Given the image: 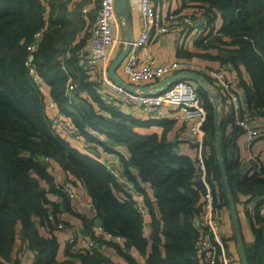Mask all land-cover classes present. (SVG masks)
Instances as JSON below:
<instances>
[{"label": "trees", "instance_id": "1", "mask_svg": "<svg viewBox=\"0 0 264 264\" xmlns=\"http://www.w3.org/2000/svg\"><path fill=\"white\" fill-rule=\"evenodd\" d=\"M69 1L0 0V264H22L16 254L18 239L35 253L32 264H123L114 263L105 249L90 253L70 245L66 260H58L62 231L52 225L48 213L53 210L57 215L59 205L50 201L48 193L68 198L46 156L66 172L74 186H84L103 231L126 242L121 247L104 233L97 236L90 230L88 236L99 247L115 248L128 264H140L131 249L145 257L141 264H205L204 254L197 248L202 227L196 221L203 215L206 182L218 183L216 189L213 184V191L220 205L229 208L214 148L212 97L197 87L207 110L203 124L207 170L198 180L193 157L174 151L179 142L168 136L174 129L173 120L140 118L106 103L98 83L81 64L89 33L76 40L79 28L75 29L68 17ZM182 7L199 8L203 18L199 33L207 32L194 41L197 55L236 71L248 105L256 111L264 109V0H182ZM39 31L42 36L33 52L38 75L61 111L79 128L86 132L93 128L106 136L109 144L101 146L104 150L126 148L128 155L119 154L122 168L136 190L145 194L144 205L151 216L148 235L137 197L118 184L103 162L55 133L47 98L32 81L26 65L28 46ZM241 66L250 82L243 78ZM199 72L212 82L205 72ZM69 82L74 87L72 97L67 94ZM222 143L224 154L223 138ZM224 160L231 188L250 181L243 192L257 200V207L255 221L247 211L254 243L246 252L249 264H264V217L259 214L264 178L250 175L236 181V176L242 177L240 166L225 154ZM144 184H150L153 198L147 196ZM66 206L72 210L68 203ZM82 219L85 227L93 224L92 219ZM43 224L47 236L39 231L38 225Z\"/></svg>", "mask_w": 264, "mask_h": 264}, {"label": "built area", "instance_id": "2", "mask_svg": "<svg viewBox=\"0 0 264 264\" xmlns=\"http://www.w3.org/2000/svg\"><path fill=\"white\" fill-rule=\"evenodd\" d=\"M140 11L143 21L142 30L140 36L132 40L127 61L123 66L125 77L135 86L142 83L152 85L163 81L179 68L177 62L159 63L157 57L149 52H146L143 57L140 55V52L152 40H159L164 35H172L178 43L184 36L196 41L207 32L205 30V32L199 33L203 18L199 8L196 7H181L172 12L167 19H164L153 5L152 0H141ZM118 19L116 0H99V10L95 22L88 29L90 52H84L81 57V64L88 71L90 78L98 83L99 92L107 104L116 105L121 110L123 107L131 108L132 112L137 111L140 118L149 119L157 113L161 119L167 118L185 125L195 138L193 141L196 150L193 156L194 175L198 180L204 178L207 170V147L204 142L206 133L203 124L207 119V110L197 87L191 81L181 79L161 92L147 93L137 86L133 87L134 91H129L109 77L106 67L102 71L98 68L99 62L106 60L109 55L110 46L114 42L112 27L118 23ZM41 36L42 32H37L34 36V42L28 46L30 57L26 65L32 81L47 98L46 109L52 114L55 133L76 143L86 155L103 162L118 184L132 196L137 197L140 193L124 173L120 152L117 148H114V152L106 151L104 148H102L103 151L95 152L94 150L99 149L103 144H109L106 136L93 128H88L87 132L79 128L69 115L61 111L51 94L46 91L44 82L38 75L37 67L33 64V52L36 50ZM204 71L212 79L211 87L217 92L221 101H225V99L228 101L231 108V122L242 131L246 146L251 148L256 139L264 136V129L254 125L256 117L264 115V109L256 111L248 105L245 93L240 91L237 86L235 88L233 80L222 66L205 68ZM73 88L69 82L67 94L70 97H72ZM162 109H165V112L161 111ZM182 137L185 139L186 136ZM44 159L49 163L54 162L47 156ZM248 165L246 169H239L240 175H257L264 178V163L260 158L252 155ZM62 178L60 182L62 191L76 206L77 201L82 202V198L68 175ZM213 184L216 189V182L212 181L211 184L206 182L208 192L204 197L203 215L197 219L202 227L197 248L204 254L205 264H237L238 258L229 250L222 233L227 208L220 205V200L213 191ZM84 205L86 208L95 211L94 204L90 199L85 201ZM136 206L141 215L145 217L147 213L145 205L137 200ZM250 214L255 221L256 208H251ZM259 214L264 217V201L259 206ZM48 219L55 228L67 235L68 245L77 249H86L90 253L105 249L104 246L99 247L92 237L81 235L75 227L59 219L53 210H49ZM99 229L100 232L121 247L126 246V242L121 236L107 234L101 226Z\"/></svg>", "mask_w": 264, "mask_h": 264}, {"label": "crops", "instance_id": "3", "mask_svg": "<svg viewBox=\"0 0 264 264\" xmlns=\"http://www.w3.org/2000/svg\"><path fill=\"white\" fill-rule=\"evenodd\" d=\"M49 3V0H47ZM46 0H43V3H45ZM126 2V11L123 12V17L119 16L118 23L112 27V35L114 37V42L110 46L109 49V55L106 60L100 61L98 64V68L100 71L104 67L107 68V72L109 74L110 67L112 63L115 61V59L119 56V54L125 49L126 47V31L123 24V19L127 15L128 20L131 24V31L133 33V39H137L138 36H140L141 30H142V14L140 11V2L141 0H125ZM153 5L156 7L157 11L162 15L164 19H167L169 15L179 10L182 7V0H152ZM99 10V0H70L68 4V17L71 19L73 25L75 26V29L79 28V30L76 32L77 39L83 37L85 35V32L87 31V28L90 27L95 22L97 13ZM120 22L122 25V28L120 27ZM86 51L90 52V46H89V39L86 41ZM180 43V44H179ZM177 42L174 36L172 35H164L159 40H152L145 48L140 52V55L143 57L146 52H149L153 54L155 57H157L159 63H170V62H177L179 68L174 71V74H183L186 71H202L205 68L209 67H219L221 66L219 62L210 61L207 59H203L199 57L197 54L199 53L198 49L195 47V42L191 40V38H185V36L181 39V42ZM182 51V52H180ZM184 51H188L192 54H188L187 56L183 54ZM128 58V54L123 58V60L120 62L119 65H117L114 69L116 75H118L120 78L124 80L125 83L130 84L132 87H138V88H144L147 87L148 83H142L138 85L132 84L130 81L127 80L123 73V66L126 63ZM212 63V65H210ZM227 72L228 75L233 80V84L235 88L238 87L240 90L238 82V74L236 71L228 69L226 66H222ZM241 72L243 78L250 82V78L248 74L245 71V68L241 66ZM200 73V72H199ZM210 81V80H209ZM192 82V81H191ZM194 84V82H192ZM211 83V81H210ZM237 86V87H236ZM46 91L50 93L49 86L45 87ZM241 91V90H240ZM218 99H216L217 101ZM220 101L219 105V112H220V120L221 123L223 122L222 126V138L224 139L225 143V152L224 154L227 156L229 161H233L234 163L237 162L240 166V169H246L248 167L249 159L252 155H255L257 157H261L262 160H264V136L261 138L256 139L254 144L251 148L246 146L244 135L242 134V131L235 127V125L231 122V114H230V106L228 105V101L225 99V101H221V98L219 97L218 102ZM122 111L125 113L139 116L136 112H132L131 108L123 107ZM161 111L165 112V109H162ZM152 118L154 119H161L158 117L157 113L153 114ZM164 119V118H163ZM167 119V118H165ZM254 125L257 127H260L264 129V115H259L256 117L254 121ZM143 132H150L149 129L142 130ZM186 136L185 139L182 136ZM168 136L170 139L174 141H178V148L180 151H183V153H186L187 155L193 157L195 155V146H194V136L190 133L189 129L182 125L181 123H176L174 121V129L171 130L168 133ZM74 143V142H73ZM77 147H79L76 143H74ZM117 150L123 154L128 155L127 150L125 147L120 146L117 147ZM95 152L103 151L102 147L99 149H95ZM52 167L51 172L55 175L56 182L62 181V177L66 176V172L63 173L62 169L57 166L54 162L50 164ZM236 173V172H234ZM233 174V173H232ZM244 175L242 177L236 176V181H242ZM250 183L248 181L246 184L238 185L236 183L235 186H233L232 192L233 195L236 198H239L241 201L245 202V214L243 215L239 214L240 223L242 227V233L245 241V245L247 248H251L254 243V235L252 230V223L250 221V218L248 217L247 211H250L251 208L257 207V200L253 199V197L250 194H246L243 191L246 185ZM144 188L146 189V194L148 197L153 198V190L150 186V184H144ZM76 190L79 192L82 202L77 201V205H73L72 202L69 199H64L63 196L56 194L54 192H49L48 196L51 202H54L55 204L59 205V212L57 214V217L66 223H68L70 226L75 227L78 232L81 235L88 236L89 231L96 232L97 235L100 234V226L97 225V217L95 211H92L85 207L84 203L87 200H91L89 197V194L85 190L84 186L82 184L76 185ZM244 195L247 197L243 199ZM137 200L144 204L145 201V194H139L137 195ZM236 201V200H235ZM69 204V207L72 209L71 211L68 210L66 204ZM248 205H250V208L248 209ZM243 206V208H245ZM239 209V208H238ZM85 217L87 220L93 221V224L88 228L85 227L84 222L82 219ZM151 216L147 212L145 223H146V230L145 235H148L149 230L148 226L150 223ZM39 231L42 235L47 236L48 233L45 227V224L38 225ZM222 233L225 236V239L227 240V245L229 250L238 258L237 264H241L239 259V253H238V244L236 241L235 231L233 227L232 218L229 212V208L227 209V213H225L224 217V223L222 226ZM62 237L60 241V249L58 254V260L64 261L66 260V249H67V241H66V234L62 231L59 233ZM235 237V238H234ZM109 239L108 237H106ZM17 250L16 254L18 252L20 259L22 261V264H32L34 262L35 253L27 248L25 246V243L18 239L17 241ZM128 246V245H127ZM26 247V248H25ZM132 253V256L135 258L137 262L145 263V257L140 254L137 251L130 250ZM105 253L107 256L114 262V263H123L128 264L124 258L116 251L115 248L111 246L105 247Z\"/></svg>", "mask_w": 264, "mask_h": 264}, {"label": "water", "instance_id": "4", "mask_svg": "<svg viewBox=\"0 0 264 264\" xmlns=\"http://www.w3.org/2000/svg\"><path fill=\"white\" fill-rule=\"evenodd\" d=\"M116 9H117L118 15L120 17H123L122 16L123 12L126 11L125 0H116ZM123 24H124L125 31H126V38H127L126 44L127 45L125 49L119 54V56L112 63L110 67V71H109V77L114 82H117L123 85L129 91H134V88L130 84L125 83L124 80L120 78L118 75H116L114 71L115 67L119 65L120 62L123 60V58L129 53L131 49V42L133 40L131 24L128 20L127 15L123 19ZM181 79L190 80L192 82H197L198 86H200L204 91H206L213 99L214 109H215L214 123H215V128H216L215 143H214L215 153H216L217 159L220 164L223 186H224L225 194L228 200L229 212L232 218L236 241L238 244L239 259H240L241 264H249L248 255L246 252V245H245V241H244V237L242 233V227L240 223V218L238 214V207H237L235 197L231 189V185L228 180V175H227V170H226V165H225V160H224L223 143H222V123L220 120V112H219L220 101L218 102V100L216 101V99H214V90L211 87L210 81L198 71H186L183 74L170 75L165 80L152 84V85H148L147 87L141 88V90L147 93L152 92V91L161 92L165 90L167 87L171 86L174 82L181 80ZM174 151L179 152L180 149L178 147H175ZM196 224L199 225V220L196 221ZM97 225L100 226L99 219H97ZM127 245L130 246L129 244Z\"/></svg>", "mask_w": 264, "mask_h": 264}, {"label": "rangeland", "instance_id": "5", "mask_svg": "<svg viewBox=\"0 0 264 264\" xmlns=\"http://www.w3.org/2000/svg\"><path fill=\"white\" fill-rule=\"evenodd\" d=\"M183 8H185V7H183ZM120 27L122 28V25H121V22H120ZM86 33L88 34V32L86 31ZM199 57H201V56H199ZM201 58H203V57H201ZM215 62H217V61H215ZM210 65H212V63H210ZM225 67V66H224ZM228 69H230L231 70V68L229 67V66H226ZM202 72H205L204 71V69L202 70ZM209 80V79H208ZM194 85L196 86V87H198V83L197 82H194ZM44 87H47V85L44 83ZM214 99H218L219 100V96H218V94H217V92L216 91H214ZM145 130V129H144ZM259 158V157H258ZM260 160L264 163V160H262L261 159V157H260ZM216 186L218 185V183H216L215 184ZM218 187V186H217ZM247 196L246 195H244V197H243V199H245ZM220 200V199H219ZM222 201V200H221ZM236 204H237V207L239 208L238 209V212H239V214H241V215H243V213H244V215H246L245 214V209H246V206H245V202L244 201H241L239 198H237V202H236ZM243 206H245V208H243ZM250 208V205H248V209ZM226 213H227V211H225Z\"/></svg>", "mask_w": 264, "mask_h": 264}]
</instances>
